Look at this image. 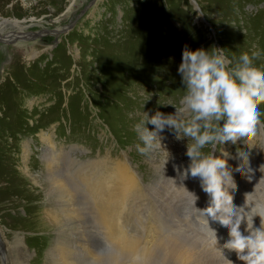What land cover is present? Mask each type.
Returning <instances> with one entry per match:
<instances>
[{
    "label": "rangeland",
    "instance_id": "374dc122",
    "mask_svg": "<svg viewBox=\"0 0 264 264\" xmlns=\"http://www.w3.org/2000/svg\"><path fill=\"white\" fill-rule=\"evenodd\" d=\"M10 32L33 38L7 41ZM0 33V264H53L47 253L63 234L67 240L62 242L69 246H92L100 264L111 261L112 245L91 191L77 185L78 219L66 220L62 233L51 223V211L60 209L53 205L55 198L42 175L40 155L50 149L40 137L42 131L55 133L62 147L79 148L81 152L70 155L74 160L110 155L127 165L129 161L144 186L124 204L122 222L130 236L143 237L141 246H146L147 237L160 236L191 249L188 264H223L202 236L193 197L180 187L182 183L198 197L196 208L209 206L210 197L198 177L189 173L181 180L191 163L188 139H177L166 127L160 133L164 148L142 154L135 126L145 120V112L174 115L181 106L186 89L178 69L185 46L192 51L224 49L231 66L243 53L258 52L253 64L264 70V0H0ZM27 52L38 55L27 59ZM259 112L256 135L247 145L229 141L214 151L218 157L221 148L229 154L237 207L244 206L246 194L255 188L254 196L264 195V104ZM28 143L31 174L24 164ZM238 150L247 153L242 161L247 167L248 160L247 175L237 170ZM202 151L208 154L212 146ZM93 164L88 175L95 172ZM254 224L260 226L259 217ZM210 225L222 246L228 232L218 222ZM245 229L246 224L242 232ZM161 250L164 247L146 260L117 254V264H180ZM225 255L233 264H242L236 253L226 250ZM79 261L92 264L88 257Z\"/></svg>",
    "mask_w": 264,
    "mask_h": 264
},
{
    "label": "clouds",
    "instance_id": "9594fccd",
    "mask_svg": "<svg viewBox=\"0 0 264 264\" xmlns=\"http://www.w3.org/2000/svg\"><path fill=\"white\" fill-rule=\"evenodd\" d=\"M258 56V52L251 55L245 52L239 62L231 66L232 61L225 56L224 49L213 47L211 51H192L185 46L178 69L186 89L181 106L176 107L174 115L157 111L149 116L145 112V120L135 126L142 142L138 151L142 154L163 147L160 133L166 127L175 132L177 139H188L186 155L191 163L181 180H186L189 173L193 178L198 177L203 191L210 197L209 206L196 208L198 197L182 183L180 187L193 197L202 236L211 249L219 253L223 264H233L225 255L226 250L236 253L242 264H264V195L254 196L255 188L253 193L246 194L244 206H235L231 193L237 186L226 158L229 154L221 148V156L214 155L217 145L229 141L247 145L256 135L260 123L259 106L264 104V70L253 64ZM149 124L154 125L155 130H149ZM209 145L212 151L205 154L202 150ZM238 155L241 169L237 170L247 175L251 172L248 160L247 167L242 165L247 153L238 150ZM260 170H264V166ZM179 171L177 168L178 174ZM256 217L260 218L259 227L254 224ZM210 221L218 222L228 232V239L222 246ZM244 224L246 229L242 232Z\"/></svg>",
    "mask_w": 264,
    "mask_h": 264
},
{
    "label": "bare ground",
    "instance_id": "6f19581e",
    "mask_svg": "<svg viewBox=\"0 0 264 264\" xmlns=\"http://www.w3.org/2000/svg\"><path fill=\"white\" fill-rule=\"evenodd\" d=\"M0 36H2L1 33ZM5 37L8 39L7 41L18 40V42L19 40L23 41L24 39L30 40V38H33L32 35L27 33L23 34L21 32L11 33L10 36ZM38 37L41 36L38 35ZM23 46L26 47L27 45ZM49 48L51 47L49 46ZM25 55H27L28 59V57H35L38 54L36 52H27ZM40 137L44 138V141L50 145L49 150H43L40 158L44 168L42 175H44L43 177L48 183V191L55 198L53 205L60 209L59 213H57L58 211L56 212L55 210L51 211L53 214L50 213L51 216L49 215V219L51 223L57 224L59 226L60 233H62V229L65 226L64 222L66 220L69 221L70 219H75L76 221V218L78 219L74 204L76 196L75 192L78 185L81 186L85 191H91L93 194L92 196L98 199L99 207L97 203L96 207H98L100 210H96H98L97 213L103 225V229L106 231L108 240L112 245V255L110 257L111 261L109 264H117V254L126 258H136V260H146V258L149 256L153 258L154 255L152 256L151 253H155L153 251H155V249L159 250L160 247H164L166 250H161V252H167V254L165 253L166 255H168L170 252L169 255L172 257L174 256L175 259H178L180 264H188V262H190L193 254L192 250L188 247L182 245L181 247L176 242H173L170 239L166 240L162 237L160 238V236L159 238L155 237L154 235L149 236L151 231L148 232L149 237L146 236L148 239L150 238L149 241L146 239L147 247H144L141 246V240H144L140 238L142 236H130L131 234L125 231L126 226L122 222V219L125 215L124 211H122L123 206L129 200H132L133 197L140 195L143 192L144 186L140 175L137 172H134L135 170H131V167H128L130 164L129 161H127V165V163L124 164L119 160H115L110 155H108L105 159L98 158L97 160L85 161L75 157L76 159L74 160L72 158L73 156L71 157L70 155H74V152H81L79 148L71 150L70 148L62 147L58 144L61 143V141L58 140L55 133L48 134L45 131H42ZM26 146L25 153L27 155L26 159L24 160V164L28 168L29 163H31V157L29 153L32 147L29 143L26 144ZM69 158L74 160L73 162L70 161L73 164L67 162ZM90 162L91 164L95 163L96 165V169L93 167L95 172L92 170V175L90 173L88 175L87 173L88 166L90 167ZM27 171L29 174H31L29 172V168ZM97 199L95 200L97 201ZM57 207L56 210H58ZM65 232L68 234L67 232L70 231L66 230ZM152 232L154 234L155 228H152ZM157 235H159V233ZM65 237V234L61 235V239H59L55 245L56 247L54 246L53 249H50L51 251L47 253V258H51L53 264H81L79 257H88L92 264L101 263V261L96 257L97 253L88 243H74L71 244L72 246H69L62 242L64 241ZM73 241L75 240L73 239ZM23 249L27 251L26 245H24ZM73 249L77 250L76 254L74 253L75 250ZM148 259L150 260L151 258ZM48 261L49 260H47V262ZM133 262L134 261H130L122 264H136Z\"/></svg>",
    "mask_w": 264,
    "mask_h": 264
}]
</instances>
